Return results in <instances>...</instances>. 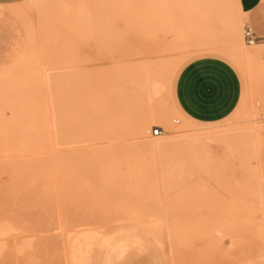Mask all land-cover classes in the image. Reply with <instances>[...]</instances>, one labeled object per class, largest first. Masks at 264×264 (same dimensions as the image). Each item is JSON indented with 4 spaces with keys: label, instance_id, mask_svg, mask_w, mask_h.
I'll return each mask as SVG.
<instances>
[{
    "label": "rangeland",
    "instance_id": "374dc122",
    "mask_svg": "<svg viewBox=\"0 0 264 264\" xmlns=\"http://www.w3.org/2000/svg\"><path fill=\"white\" fill-rule=\"evenodd\" d=\"M0 14V264L264 254V144L251 135H264V59L239 55L255 47L239 0H0ZM203 54L237 61L246 85L214 128L170 99L176 69ZM235 129L246 136L206 137Z\"/></svg>",
    "mask_w": 264,
    "mask_h": 264
},
{
    "label": "crops",
    "instance_id": "0c3cea01",
    "mask_svg": "<svg viewBox=\"0 0 264 264\" xmlns=\"http://www.w3.org/2000/svg\"><path fill=\"white\" fill-rule=\"evenodd\" d=\"M239 5L244 27L249 25L258 37L264 38V0H239ZM2 18L0 14V22ZM234 62L218 54H203L180 64L174 72L170 99L184 121L194 126H211L202 128H214L218 126L213 125L229 119L243 108L247 101L246 85ZM241 262L264 264V254Z\"/></svg>",
    "mask_w": 264,
    "mask_h": 264
},
{
    "label": "bare ground",
    "instance_id": "6f19581e",
    "mask_svg": "<svg viewBox=\"0 0 264 264\" xmlns=\"http://www.w3.org/2000/svg\"><path fill=\"white\" fill-rule=\"evenodd\" d=\"M75 1V0H74ZM81 1V3H82V5H84V3H86V2H89V0H80ZM242 47V46H241ZM239 51H240V47H239ZM239 55L241 56V57H243V58H246V59H253V58H255V59H261V58H263L264 59V44H255V47L254 48H252V49H249V51H247V50H242V52L240 51L239 52ZM150 83V82H149ZM156 86V85H155ZM154 85H153V87H155ZM150 88V87H149ZM148 88V89H149ZM156 89H157V87H155ZM154 88V89H155ZM150 89H152V87L150 88ZM149 89V90H150ZM151 92H152V90H150ZM154 91V90H153ZM154 92H156V90L154 91ZM172 108H173V111L175 112V113H177V111L175 110V107H174V105L172 106ZM172 110V109H171ZM178 115V114H177ZM181 117V116H180ZM246 132L245 131H243L242 129H235V131L234 132H232V131H228V132H222V131H213V132H206V137H211V139L210 140H214V141H217L219 144L220 143H222V144H227L228 143V138L229 137H231V139L233 140V141H239V140H242L243 139V137L244 136H246ZM251 135H253V136H256L257 135V138H258V141H259V148H260V150H261V147H260V145H262L263 144V142H264V135H262L261 137V141L259 140V134H258V131H256V127H254V129H253V131H252V133H251ZM186 136H188V135H186ZM185 136V137H186ZM195 136V135H194ZM196 137H198L197 139H202L201 138V135H196ZM208 138V139H209ZM195 139V138H194ZM232 141V142H233ZM259 150V151H260ZM236 152V151H235ZM237 153V152H236ZM259 159V158H258ZM259 163V162H258ZM259 165V164H258ZM259 168V167H258ZM260 170V169H259ZM259 173H260V171H259ZM1 211V210H0ZM1 213V212H0ZM4 231H5V229H3ZM1 234H3L2 232L0 233V235Z\"/></svg>",
    "mask_w": 264,
    "mask_h": 264
},
{
    "label": "built area",
    "instance_id": "2783aa9c",
    "mask_svg": "<svg viewBox=\"0 0 264 264\" xmlns=\"http://www.w3.org/2000/svg\"><path fill=\"white\" fill-rule=\"evenodd\" d=\"M261 37H258L255 31L249 26L244 27V41L247 45H255L259 43Z\"/></svg>",
    "mask_w": 264,
    "mask_h": 264
}]
</instances>
